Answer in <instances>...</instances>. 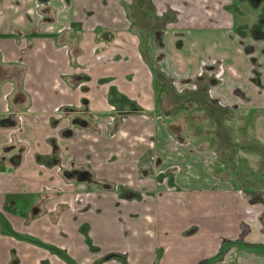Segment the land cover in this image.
Here are the masks:
<instances>
[{
  "label": "crops",
  "instance_id": "crops-1",
  "mask_svg": "<svg viewBox=\"0 0 264 264\" xmlns=\"http://www.w3.org/2000/svg\"><path fill=\"white\" fill-rule=\"evenodd\" d=\"M160 1L0 0V169H12L0 173V264H66L45 246L74 264H224L229 254L212 260L224 241L264 246V40L252 52L226 46L234 39L213 25L226 0H197L187 19L175 6L188 28L167 30ZM158 25L162 38L141 53ZM185 39L198 42L201 94L242 121L219 141L221 163L163 112L169 97L202 106L172 82L195 87ZM216 59L224 71L212 83ZM110 105L128 113L113 137ZM11 132L21 143L7 150Z\"/></svg>",
  "mask_w": 264,
  "mask_h": 264
},
{
  "label": "rangeland",
  "instance_id": "rangeland-1",
  "mask_svg": "<svg viewBox=\"0 0 264 264\" xmlns=\"http://www.w3.org/2000/svg\"><path fill=\"white\" fill-rule=\"evenodd\" d=\"M230 1V0H227ZM197 0H161L159 6L157 9L159 12H162L163 10H166V15L168 16L167 19H170L172 17H175L177 13L176 7L180 8L178 13L182 16L184 15V19L190 18L195 15V11L193 8V5L195 6V3ZM224 2V0H222ZM176 6V7H175ZM173 7L175 9H173ZM217 21L213 22V25L216 26V31L214 33H220L223 32L225 34H230L233 38H235L237 41L240 40V37L238 34L232 31V29H238L237 31H241L245 34H247V37L242 41V46L244 48L249 47L250 45L247 42H253V37L251 35L252 33V27L257 25L259 20L257 17H263L264 18V2L258 6L254 7L252 4H248L246 0H232L231 5L226 10H221L219 7L216 9ZM256 18V19H255ZM173 21H176V20ZM188 23H184L182 21V17L180 21H177L175 23L169 22L167 24V30H179V31H186L188 28ZM166 29V28H165ZM158 30L159 32L162 31L160 29L159 25L156 29L150 31L147 36L142 40V45L140 47L141 53L145 52V48H151L152 45V38L154 32ZM189 32V31H188ZM174 33V32H173ZM186 34V33H185ZM178 34L176 33V36ZM188 36V35H187ZM187 36L185 38H187ZM197 39V38H196ZM232 44V47H240L241 43L228 40L226 42V46ZM198 47V42L193 41H184V48H185V54H189L187 58H185V61L190 64L189 69H191L193 75L191 77V82H193L195 75L194 70L195 68L192 67L193 65V58L194 55L192 54L193 51L195 52V49ZM158 54H161V51H158ZM197 71V70H196ZM208 78V76H206ZM172 82L175 85V88L179 91L186 90L187 88H192L193 86H183L181 85L183 80H180L179 82H176L175 79H172ZM154 84L156 89H159L160 82H157V80H154ZM171 84V83H170ZM161 92V90H160ZM175 92V91H174ZM172 98V97H171ZM168 109L166 113L167 115V121L172 127L175 126L177 128V124H184L185 131L184 134L187 136L189 134H195L198 136V138L201 141V145L204 144L205 147H211L212 150H216L217 156H218V163H221V160H223L224 155V143L219 142L224 141L225 138L230 137L229 135H226L227 128H233L237 129L242 125L241 119L231 118L229 115H224V113H215L212 112V118L208 117L210 116V113L206 111L205 109L197 108V104L193 105L192 107H187L185 109H182V107L177 106L176 103H171L170 97L168 99ZM179 113V114H178ZM177 115L180 116L181 121L177 118ZM216 118V119H215ZM181 125V126H182ZM187 129V132H186ZM197 138V139H198ZM216 140V141H215ZM239 140V138L237 139ZM255 161L253 158L250 160V166L251 168L255 167ZM244 249H247L249 251H252L251 253H245L243 252ZM257 248L253 247H246L239 245L237 247L231 248L229 251V259L224 264H264V252L256 251ZM227 255V254H226ZM216 260V259H215Z\"/></svg>",
  "mask_w": 264,
  "mask_h": 264
},
{
  "label": "flooded vegetation",
  "instance_id": "flooded-vegetation-1",
  "mask_svg": "<svg viewBox=\"0 0 264 264\" xmlns=\"http://www.w3.org/2000/svg\"><path fill=\"white\" fill-rule=\"evenodd\" d=\"M247 1V3L248 4H252V6H254L255 8L256 7H258V6H260L263 2H264V0H246ZM226 2H228L230 5H231V3H232V0H230V1H227L226 0ZM41 3V2H40ZM227 9V8H226ZM225 9V10H226ZM0 13H1V10H0ZM41 13L43 14V12L41 11ZM162 15H163V20L165 21L166 20V22L168 21L167 20V15H166V10H163V13H162ZM166 15V16H165ZM176 17V16H175ZM175 18L174 17H172V18H170V20L168 21V22H171V23H174V22H176V21H173ZM256 19V18H255ZM257 19L259 20V22H258V24L257 25H255V26H253L252 27V33H251V35H252V37H253V40H264V18L263 17H257ZM176 20V19H175ZM178 21H180V20H178ZM165 25H166V23H165ZM165 25H164V28H165ZM164 30V29H163ZM238 29H232V31L233 32H235L236 34H238L239 35V37H240V40H236L235 38H233L234 39V41L235 42H238V43H241L240 44V48H242V50L243 51H247V52H252V50H253V48H252V44H251V42H247L250 46L249 47H247V48H244V46H242V41L247 37V34H245V33H243V32H241V31H237ZM158 30H156L155 32H157ZM154 32V33H155ZM178 34V33H177ZM229 34V33H228ZM155 35H156V33H155ZM159 36H161V38H162V34H161V32L159 33V35H158V37ZM153 37H154V39L152 38V45H151V47L153 46V41H155V36H154V34H153ZM180 38H181V40H182V38L183 37H179V39L178 40H180ZM158 43H161V41H160V39H158ZM64 47H67L66 45L64 46ZM161 48V47H160ZM24 59V58H23ZM23 59H21L22 61H21V63L22 62H25ZM1 60H2V56H1ZM3 61V60H2ZM69 63H70V61H69ZM68 63V64H69ZM221 66H223V64H221V61L220 60H218V59H216V61H213L212 60V78H210L209 79V82H214V80H216V78L218 77V74L220 75V73L222 72V71H224V68L223 67H221ZM156 75H159V77H161V75L160 74H162L161 72H160V70L158 69V68H156ZM162 77H163V74H162ZM203 79H205V78H201V77H195L194 78V80H193V83H194V85H195V87L193 88V89H190V90H188V89H184L183 90V92H186L185 94L187 95V96H189V97H191L192 99H194L195 101H193L191 98H189V104H191V102H197L199 105H202L201 106V108L200 109H205L206 111H208L209 113H210V116H208V117H210V118H212V112H217V113H219V114H221V113H224V115H226L225 114V111H224V109L223 108H220L218 105H216V104H214V103H212L211 101H209L208 100V98H207V96H206V98L201 94V92H202V88L200 87V90H199V84H200V82L203 80ZM207 79V78H206ZM209 82H207L206 83V85H205V87H204V90L203 91H207V87H208V84H209ZM110 104H113V103H110ZM208 104V105H207ZM116 106V105H115ZM115 106H112V105H110L109 107H110V109H109V111L110 112H108L106 115H104V123H103V126L106 128V130L108 131V134H109V136H111V137H113V136H115V134H116V124H117V122L119 123V124H123V123H125V121L128 119V113H123V112H120V111H118V109H116V107ZM185 106H187V107H189L187 104H185L184 102L182 103V106H180V107H183V108H185ZM218 108L220 109V110H218ZM130 111V113H133V114H135V115H139V116H143V117H145V118H149L150 119V117H149V115L148 114H144L143 112H141V111H139L138 110V108H134L133 110L131 109V110H129ZM166 113H168L167 111H166ZM64 115H60V114H58L57 115V117L58 118H62ZM216 119V118H215ZM76 121H84V120H80V119H74L73 120V122L76 124V125H79V124H77L76 123ZM98 121V120H97ZM85 123H86V125L85 126H81V125H79V126H81V127H83V128H85L86 126H87V122L86 121H84ZM112 130H111V129ZM13 130H16V129H13ZM71 132H64L63 133V135L64 136H66V135H68V134H70ZM20 144L21 143V140H20V138H18L17 136H15L14 134H13V132H11V133H9L8 135H7V144H8V146H9V149H7V150H10V149H12L16 144ZM214 151V150H213ZM216 151V150H215ZM12 171V169H11V167H5V168H3V169H0V173L2 174V175H4V174H10V172ZM76 172H78V171H71V172H69V171H64V176L66 177V178H72V176H76V179H77V175H76ZM85 172H87V171H85ZM167 178V177H166ZM166 178H164V179H162V183H164V184H167V181H168V178L166 179ZM88 180H90V174L88 173V178L85 180V181H88ZM78 181V180H77ZM79 182H84V181H79ZM124 185H126V184H124ZM101 187L104 189L105 187H108V188H110V186H107V185H104V186H102L101 185ZM47 190L48 188L47 187H44V188H42V190ZM116 189H117V187H116ZM231 242H234V243H232V244H230V245H228V246H226V249H225V251H224V254L219 258V259H217L215 256L218 254V251H219V249L221 248V246H222V244L223 243H231ZM239 245H242V246H246V247H253V248H257V252H259L260 253V251H263L264 252V246L262 245H260V246H252V245H250V244H243L241 241H238V240H236V241H224V242H222L221 243V245H220V247H219V249H218V251H217V253L212 257L213 259V261H220L222 258H223V256L224 255H226V254H228L229 253V251L231 250V248H233V247H237V246H239ZM60 250V249H59ZM50 251V250H49ZM64 254H65V252L63 251V250H61ZM50 252H52V251H50ZM243 252H245V253H251L252 251H249V250H247V249H244L243 250ZM53 253V252H52ZM56 256H58L59 257V255H57L56 253H54ZM66 255V254H65ZM66 257H67V255H66ZM59 258H61V257H59ZM62 259V258H61ZM216 259V260H215ZM62 260H64V259H62ZM65 262V261H64ZM66 263V262H65Z\"/></svg>",
  "mask_w": 264,
  "mask_h": 264
},
{
  "label": "trees",
  "instance_id": "trees-1",
  "mask_svg": "<svg viewBox=\"0 0 264 264\" xmlns=\"http://www.w3.org/2000/svg\"><path fill=\"white\" fill-rule=\"evenodd\" d=\"M13 234V233H12ZM15 237H17V238H21V239H26V240H29V241H31V242H33V243H36V241L37 240H34V239H31V238H29V237H23V236H19V235H17V234H13ZM38 243V242H37ZM232 243H234V242H231V243H223L222 244V246H221V248L219 249V251H218V254L215 256L217 259H219L223 254H224V251H225V249H226V246H228V245H230V244H232ZM42 245V244H41ZM47 249H49L50 251H52V252H54V253H56L57 255H59V257H61L62 259H64V261L66 262V264H74V263H72L71 262V260H69L67 257H66V255L61 251V250H59L58 248H56V247H50V246H45ZM111 256H113V257H117V256H119V254H111ZM124 264H127L126 262L124 263Z\"/></svg>",
  "mask_w": 264,
  "mask_h": 264
},
{
  "label": "water",
  "instance_id": "water-1",
  "mask_svg": "<svg viewBox=\"0 0 264 264\" xmlns=\"http://www.w3.org/2000/svg\"><path fill=\"white\" fill-rule=\"evenodd\" d=\"M77 124L81 126H85L86 123L84 121H76ZM77 180L78 181H85L88 178V172L85 171H78L76 172Z\"/></svg>",
  "mask_w": 264,
  "mask_h": 264
}]
</instances>
